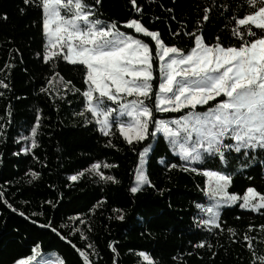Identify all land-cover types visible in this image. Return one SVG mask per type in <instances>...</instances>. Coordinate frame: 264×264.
<instances>
[{
  "label": "trees",
  "instance_id": "trees-1",
  "mask_svg": "<svg viewBox=\"0 0 264 264\" xmlns=\"http://www.w3.org/2000/svg\"><path fill=\"white\" fill-rule=\"evenodd\" d=\"M138 3L144 5L145 25L159 30L168 45L190 48L187 36L176 37L172 33L177 28L192 31L196 20L203 16V8L209 4L213 10L210 20L203 23L206 41L212 43L219 35L225 46L233 42L229 35V18L233 13L221 5L226 3L235 9L240 0H155L151 5L147 0H138ZM21 8L25 9L23 13ZM168 8L174 12L169 13ZM100 10L105 20L123 21L133 15L128 0H102ZM222 12L225 14L221 15ZM40 21V12L34 6H25L22 0H0V68L6 62L12 65L5 70L9 89L0 88L3 92L0 124L5 125L0 130V191L6 193L7 202L18 210L14 212L0 202V264H14L15 260L30 255L36 244L40 245V254L55 253L65 264H82L73 244L88 252L91 249L85 245L92 244L98 253V259L92 257L96 264H113L114 254L108 248L110 241L117 247L119 264H142L138 256L141 251L148 253L155 264H260L258 257L264 255V233L258 229L264 225V212L253 213L238 205L224 207L221 214L225 230L207 233L197 228L195 218L201 213L195 204L206 202L201 191L204 177L179 167L168 169L159 163L161 157L169 163H184L178 155L173 156L162 135L158 141H148L153 150L146 161V172L155 187L145 186L135 195L128 191L139 162L138 151H131L118 131L108 137L101 134L90 113H86L91 121L88 124L84 123V117L74 115L83 108V97L79 94L69 91L62 99L59 96L52 99L40 91L50 75V66L36 55L42 52L44 43ZM152 47L154 50V44ZM58 71L76 87H85L82 67L60 61ZM4 78L5 73H0V79ZM156 84H159L158 72ZM109 106L115 107L110 102ZM37 109L41 114L37 147L25 153L21 149L30 147V141L20 137L29 135ZM155 115L172 119L180 113ZM109 140L115 147L109 146ZM147 146L140 144L137 149ZM262 159L258 158L250 170L244 169L234 177L232 192L242 194L248 186H254L264 193V171L260 172L258 167ZM95 161L118 165L103 171L114 175L120 183H105L91 173H85L75 182L68 180V176L83 171ZM238 166V161L233 162V169ZM204 167L216 168L217 162L209 160ZM29 170L40 175L31 180ZM249 175L252 180L247 178ZM102 198L104 203L91 210ZM113 208L123 210V220L114 218ZM21 211L24 216L19 215ZM80 219L85 224H80ZM50 222L67 239L43 227ZM249 224L256 230L249 232ZM73 226L83 230L85 239L73 231ZM228 227L235 229L236 235H230L226 231ZM245 233L254 238L252 251L243 239ZM200 240L207 244L194 248ZM224 245L233 247L230 252L239 250L241 255L234 257L228 251H221Z\"/></svg>",
  "mask_w": 264,
  "mask_h": 264
},
{
  "label": "snow or ice",
  "instance_id": "snow-or-ice-1",
  "mask_svg": "<svg viewBox=\"0 0 264 264\" xmlns=\"http://www.w3.org/2000/svg\"><path fill=\"white\" fill-rule=\"evenodd\" d=\"M128 2L133 15L118 21L103 18L102 0L91 3L89 0H22L23 5L34 6L41 16L44 43L42 52L36 55L50 66V75L40 91L52 99L57 96L62 99L69 91L79 94L83 97V108L74 115L84 117V123L88 124L91 121L86 113H90L101 134L108 137L118 131L128 148L138 151L139 162L128 189L133 195L145 186L155 187L146 172L148 154L153 150L148 141H158L162 135L173 156L178 155L184 163H169L163 157L159 163L168 169L179 167L184 172L204 177L201 191L206 202L195 204L201 213L195 218L197 228L207 233L225 230L221 214L224 207L238 205L253 213L264 212V193L254 186H248L242 194L230 190L237 174L244 169L250 170L258 158H264V0H240L235 9L226 3L221 5L233 13L229 18V35L233 42L228 46L222 43L219 35L212 43L206 41L203 23L210 20L213 10L212 4L206 5L192 31L177 28L172 33L176 37L187 36L192 45L188 49L168 45L159 30L145 25L144 5L138 0ZM147 3L151 5L155 0H147ZM160 7L164 6L161 4ZM241 9L243 14H240ZM20 11L23 13L25 9ZM167 11L173 13L174 9ZM172 19H175L174 15ZM180 24L186 29L183 21ZM60 61L75 68L82 67L83 89L58 71ZM11 67L6 62L0 68V73H5V78L0 79V88L4 90L10 87L5 70ZM109 102L115 107L109 106ZM157 112L180 115L160 119L155 115ZM40 120L37 109L29 135L20 137L30 141V147L22 148V152L28 153L37 147ZM4 128L5 125L0 124V130ZM140 144L148 146L138 150ZM109 146L115 147L111 140ZM209 160L216 161L217 167H204ZM237 161L239 166L233 169V162ZM261 163L264 164V159ZM117 166L95 161L83 171L68 176V180L75 182L85 173H91L105 183L118 184L120 181L114 175L103 171ZM29 171L31 180L40 175ZM247 178L253 179L251 175ZM0 202L12 211H18L7 202L3 191H0ZM103 203L102 198L91 210ZM112 212L116 214V220L124 219L122 209L113 208ZM19 215L25 214L21 211ZM79 223L83 225L85 220L80 219ZM43 227L51 228L61 239H67L51 222ZM254 230L249 224L248 231ZM258 230L264 233V225ZM73 231L85 239L82 229L73 226ZM226 231L236 235L231 227ZM243 239L252 251L254 238L245 233ZM206 244L205 240H200L193 247L201 248ZM72 247L82 264H96L92 257L98 259V253L92 244L85 245L90 252L75 244ZM39 248L36 244L30 255L15 260L14 264H65L62 259H46L39 254ZM108 248L114 254L113 264H119L117 247L110 241ZM138 256L142 258V264H155L146 252L141 251ZM253 256H256L254 251ZM258 259L264 264V255Z\"/></svg>",
  "mask_w": 264,
  "mask_h": 264
},
{
  "label": "rangeland",
  "instance_id": "rangeland-1",
  "mask_svg": "<svg viewBox=\"0 0 264 264\" xmlns=\"http://www.w3.org/2000/svg\"><path fill=\"white\" fill-rule=\"evenodd\" d=\"M149 155V154H148ZM262 167H259L260 168V172L261 171H264V164L261 165ZM237 247L241 248V245H239L238 243H234ZM233 247L230 246V245H224V246H221L220 249L221 251L225 252V251H228V250H231ZM230 254H232L234 257H239L241 254L239 252V250H235V252H230L228 251ZM40 254V253H39ZM42 256H44L46 259H59V257L55 254V253H47V254H40Z\"/></svg>",
  "mask_w": 264,
  "mask_h": 264
},
{
  "label": "crops",
  "instance_id": "crops-1",
  "mask_svg": "<svg viewBox=\"0 0 264 264\" xmlns=\"http://www.w3.org/2000/svg\"><path fill=\"white\" fill-rule=\"evenodd\" d=\"M261 165H262V163H261V164H259V166H258V167H262Z\"/></svg>",
  "mask_w": 264,
  "mask_h": 264
}]
</instances>
